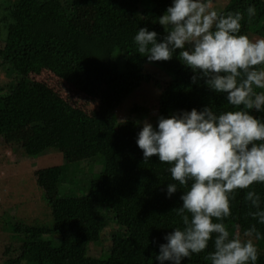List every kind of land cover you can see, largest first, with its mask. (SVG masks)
Masks as SVG:
<instances>
[{"label": "trees", "instance_id": "16d2710c", "mask_svg": "<svg viewBox=\"0 0 264 264\" xmlns=\"http://www.w3.org/2000/svg\"><path fill=\"white\" fill-rule=\"evenodd\" d=\"M88 1V17L72 0H17L1 19L0 69L9 75L10 83L0 85V137L14 140L17 135L25 158L81 146L94 151L86 163H64L39 173L36 182L44 197L48 193L44 187L51 185L50 190L55 191V196L46 197L52 223L5 225L4 230L21 236V245L20 254L9 256L2 264H159L155 260L158 244L166 243L163 237L179 226L172 210L181 205L184 189L166 198L167 183L173 182L166 171L168 165L156 157L144 163L136 145L140 125L146 120L143 109L135 108L134 118L121 122L82 112L65 116L59 99L44 83L31 79L35 71L57 66L73 89L89 97L101 86L111 87L125 98L141 85H153L159 93L157 114L148 122L154 126L158 117L167 118L181 110H199L209 104L229 109L223 96L210 92L203 81L191 83V71L177 59L148 62L137 52L134 36L140 28L164 35L156 23L161 15L153 3L148 4L147 13L139 14L136 8L141 0ZM249 5L257 10L251 21L246 13ZM228 11L244 13L241 34L251 39L264 36V0H228L221 12ZM146 67L159 79L146 74ZM93 163L101 170L85 181L84 170ZM253 187L264 198V185ZM244 196V191L236 195L232 216L224 223L229 232L235 226L242 234L255 224L264 233V225L247 215ZM109 222L123 235L111 233L108 251L90 256V246L104 239ZM148 231L151 236L144 238L142 232ZM47 234L49 237H43ZM256 243L257 264H264V240ZM208 251H212L211 242ZM204 256L194 255L182 264H209Z\"/></svg>", "mask_w": 264, "mask_h": 264}, {"label": "clouds", "instance_id": "9594fccd", "mask_svg": "<svg viewBox=\"0 0 264 264\" xmlns=\"http://www.w3.org/2000/svg\"><path fill=\"white\" fill-rule=\"evenodd\" d=\"M212 4L171 0L156 20L164 35L140 28L134 36L148 62L177 59L191 71V83L203 81L229 106L219 110L209 104L160 116L155 126L140 125L136 145L144 163L156 157L168 165L173 182L167 183L166 198L184 189L181 205L172 210L179 226L158 244L159 264H182L202 253L209 264H257L256 242L264 240L255 224L232 234L224 223L244 191L247 215L264 225V198L253 187L264 185V116L256 115L264 113V38L241 34L244 13L217 11ZM246 13L249 21L255 18V5Z\"/></svg>", "mask_w": 264, "mask_h": 264}, {"label": "rangeland", "instance_id": "374dc122", "mask_svg": "<svg viewBox=\"0 0 264 264\" xmlns=\"http://www.w3.org/2000/svg\"><path fill=\"white\" fill-rule=\"evenodd\" d=\"M16 1L0 0V30H3L2 17L7 14L9 6ZM72 2L82 15L85 14V10L89 11V7L91 8V3L88 0H72ZM140 2L141 6L136 8L139 14L147 13L148 4L153 3L157 7L159 15H162L171 4V0H141ZM227 4L228 0H213L212 7L217 11H222ZM85 15L88 17L87 13ZM87 23H91L90 19H87ZM254 39L259 38L255 37ZM61 71L62 69L56 66L51 70L35 71L30 77L37 84L44 83L46 90L59 99L60 105L64 107L63 114L65 116L71 113V117H74L82 112L87 116L101 120L113 119L115 122H121L134 118L135 113L132 111L135 108L143 109L145 121H151L150 118H154L157 114L156 97L159 93L153 85H141L125 98H122L115 89L101 86L97 89L96 95L89 97L73 89L60 76ZM144 72L159 79L154 76L156 72L148 67ZM8 76L0 69V85L10 83ZM164 81L165 79H160V82ZM91 157H94V151L81 146L69 151H51L35 159L25 158L22 154L21 142H17V135L14 140L0 137V264L9 256L16 257L20 254L21 236L4 230L5 225L9 226L14 222H24L26 225L44 223L50 225L52 223L46 197L52 198L55 196V191L53 188L50 190L51 185L44 187V191L48 192L44 197L36 182L39 173L49 167H61L64 163H86V159ZM98 166L99 164L93 163L91 167L89 165L84 170L85 181L91 179L101 170V167L96 168ZM230 232L238 234V228L232 226ZM111 233L123 235L122 230L109 222L103 232L104 239L99 244L91 245L88 254L99 257L107 252L110 247L109 235ZM151 234L149 231L142 232L144 238L150 237ZM43 237H49V234L43 235ZM34 264L48 263L35 261Z\"/></svg>", "mask_w": 264, "mask_h": 264}]
</instances>
